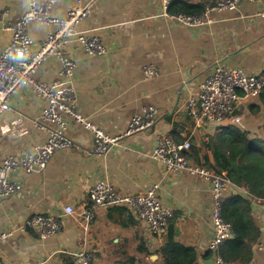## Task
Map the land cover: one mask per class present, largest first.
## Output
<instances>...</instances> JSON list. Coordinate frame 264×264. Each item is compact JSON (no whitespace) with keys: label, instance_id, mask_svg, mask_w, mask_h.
<instances>
[{"label":"crops","instance_id":"0c3cea01","mask_svg":"<svg viewBox=\"0 0 264 264\" xmlns=\"http://www.w3.org/2000/svg\"><path fill=\"white\" fill-rule=\"evenodd\" d=\"M75 1L56 0L53 12L62 15ZM212 1L174 0L170 6L205 7ZM26 9L27 0H0L1 46L10 38L3 24ZM263 11L264 0H256L234 10L213 12L207 25L187 27L165 18L160 0H92L90 15L76 29L99 35L105 53L89 56L75 39L65 45L75 62L72 83L78 111L110 135L122 134L132 115L145 106L154 105L159 117L154 126L122 136L102 155L93 151L92 134L69 120L71 147L55 151L40 172L18 169L10 174L21 189L0 198V231L10 232L0 240L1 259L6 264H74L70 252L83 250L91 255L88 264H162L158 249L165 235L153 236L127 208L99 207L92 222L82 221L79 212L86 204L88 188L105 179L123 194L144 193L157 185L156 195L172 209L168 225L176 230V239L194 247L196 264H214V253L208 249L212 238L210 182L185 170L168 173L151 153L157 137L166 134L175 142L188 140L189 161L207 168L213 163V148L200 147L202 143L212 144L236 130L264 136V99L259 95L241 99L239 123L229 119L220 124L196 122L186 106L188 96L197 91L216 62L250 73L264 69ZM47 30L30 23L32 50ZM145 64L156 69L149 78L142 71ZM59 70V60L49 58L35 78L51 81ZM10 102V110L0 116V158L24 154L46 139V132L35 126L44 101L24 86ZM231 192L250 201L248 217L256 231L247 246V263L240 259L228 262L220 255L227 264H264V244L257 247L264 237V200L252 199L247 184H231L227 196ZM66 205L73 207L71 214L64 213ZM38 213L60 219L57 235L41 239L34 230L20 229Z\"/></svg>","mask_w":264,"mask_h":264},{"label":"built area","instance_id":"2783aa9c","mask_svg":"<svg viewBox=\"0 0 264 264\" xmlns=\"http://www.w3.org/2000/svg\"><path fill=\"white\" fill-rule=\"evenodd\" d=\"M173 1L160 0L162 15L182 26L199 27L212 21L213 12L234 10L242 3L256 0H213L206 4L200 14L170 12L169 6ZM55 2L56 0H27V9L21 16L3 24L4 29L10 32V38L6 45H0V116L10 110L12 96L21 87L27 86L37 98L44 101L35 126L46 132V139L41 144L33 145L24 154H6L0 158V198L11 196L21 189L19 182L10 178L12 172L18 169L24 173L40 172L55 151L72 146V140L67 134L69 120L81 124L92 134L93 151L102 155L119 138L154 126L159 117L154 105L145 106L132 115L122 134L110 135L78 111L76 91L72 83L75 62L67 54L65 45L75 39L89 56L104 54L106 46L99 35L79 33L76 29L90 15L92 0H76L62 15L53 12ZM260 15L264 16V11ZM33 22L47 27L48 30L32 50L29 25ZM49 58L59 60L58 76L51 81L37 80V70ZM142 71L149 78L155 74L156 69L145 64ZM263 90L264 69L258 73H250L241 67L216 62L199 84L197 91L188 96L186 106L196 122L220 124L229 119L239 123L241 118L237 111L241 99L257 96ZM189 148L188 140L179 143L171 136L162 134L156 139L151 157L163 162L168 173L185 170L192 176L210 182L212 238L208 242V249L214 253V264H227L219 249L233 235L231 224L222 215V203L228 195L231 183L224 171L216 173L191 163L186 156ZM156 187L157 185H153L144 193L123 194L108 180L100 179L88 188L86 204L79 212L80 217L88 224L93 221L99 207H125L146 224L153 236L163 238L172 217V209L158 198ZM73 211L71 205L64 207L65 214ZM20 229L34 230L39 238L47 239L59 233L61 221L58 217L38 213L26 219ZM9 234L10 232L0 231V240ZM263 244L264 237L257 247L262 248ZM70 256L74 264H88L91 258L90 253L83 250L70 252ZM0 264H6L1 257Z\"/></svg>","mask_w":264,"mask_h":264},{"label":"trees","instance_id":"16d2710c","mask_svg":"<svg viewBox=\"0 0 264 264\" xmlns=\"http://www.w3.org/2000/svg\"><path fill=\"white\" fill-rule=\"evenodd\" d=\"M203 6L181 5L170 12L200 14ZM264 99V90L259 94ZM264 130V124L262 126ZM200 147L213 148V163L207 168L216 173L225 172L233 186L248 185L254 200H264V136L247 130L232 131L226 138L212 140V144L202 143ZM250 201L237 193H230L222 203L223 218L232 226L233 235L224 244L220 254L229 261L240 259L247 263L250 251L247 250L256 229L251 227L248 217ZM144 253H147L144 250ZM162 264H196L197 254L193 246H186L176 239V230L168 225V230L158 249ZM72 259V258H71ZM73 260V259H72Z\"/></svg>","mask_w":264,"mask_h":264}]
</instances>
